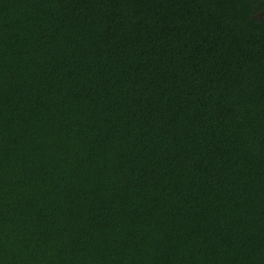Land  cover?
I'll return each instance as SVG.
<instances>
[{
    "label": "trees",
    "instance_id": "obj_1",
    "mask_svg": "<svg viewBox=\"0 0 264 264\" xmlns=\"http://www.w3.org/2000/svg\"><path fill=\"white\" fill-rule=\"evenodd\" d=\"M0 264H264V0H0Z\"/></svg>",
    "mask_w": 264,
    "mask_h": 264
}]
</instances>
